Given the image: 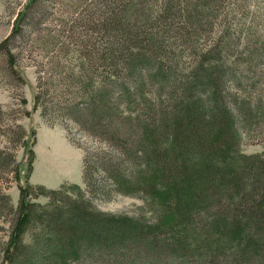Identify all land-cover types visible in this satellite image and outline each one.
<instances>
[{"label":"trees","instance_id":"obj_1","mask_svg":"<svg viewBox=\"0 0 264 264\" xmlns=\"http://www.w3.org/2000/svg\"><path fill=\"white\" fill-rule=\"evenodd\" d=\"M154 1L27 0L17 11L0 54L23 78L18 60L33 44L18 36L58 6L67 19L79 8L67 22L77 49L49 73L57 88L39 85L35 107L65 98L67 117L118 151L87 152L88 197L62 187L45 205L17 164L22 196L0 264H264V150L242 148L264 142V0ZM150 183L179 204L176 223L92 200Z\"/></svg>","mask_w":264,"mask_h":264},{"label":"rangeland","instance_id":"obj_2","mask_svg":"<svg viewBox=\"0 0 264 264\" xmlns=\"http://www.w3.org/2000/svg\"><path fill=\"white\" fill-rule=\"evenodd\" d=\"M26 1L0 0V41L12 31L15 15ZM67 1L74 2V6L81 2ZM157 3L160 0L154 1V5ZM55 10L48 22L41 24L39 21L38 30L25 26L26 31L18 36V40L23 42L28 37L26 34L30 35L33 44H23L24 52L18 60L23 69V78H18L11 71L5 56L0 54V203L3 204V209L7 203H11L13 208L9 209L7 206L4 215L0 216V260L16 221L22 196L16 179L17 164L21 166L22 183L35 187V190L30 191L31 201L45 205L51 200L48 191L62 187L72 194H79L81 189L88 197L83 179L85 156L89 153L93 159L101 148L109 150L112 155L118 151V147L81 130L75 121L67 117L63 112L64 107L59 104L65 98L54 100L47 94L44 100L48 105L47 112L43 113L41 107H35V94L39 85L57 88V81H50L49 73L58 65H67L77 49L74 40L70 38L71 31L67 29V22L78 21L79 8L77 7L75 16H69L68 19L59 6ZM29 20L38 22L37 19ZM54 141L61 146L59 151L51 149L57 144ZM242 148L247 153L263 151L264 142L245 138ZM48 153L63 155L58 158L61 160L56 161L55 166H51L45 161ZM72 185L81 188L73 189ZM92 200L99 209L108 213L131 216L158 225L176 223V211L180 209L178 203L158 192L152 183L127 186L125 192L115 194L110 200L95 197ZM72 264L76 262L73 261Z\"/></svg>","mask_w":264,"mask_h":264},{"label":"bare ground","instance_id":"obj_3","mask_svg":"<svg viewBox=\"0 0 264 264\" xmlns=\"http://www.w3.org/2000/svg\"><path fill=\"white\" fill-rule=\"evenodd\" d=\"M54 142H55V141H54ZM55 143H57V144L53 145V146L51 147V149H52L53 151H59V149L61 148V146L59 145L58 142H55ZM62 155H63V154H60V153H53V154H49V153H48V157L45 158V161H46L49 165H51V166H55L56 161L61 160V159H58V158L61 157Z\"/></svg>","mask_w":264,"mask_h":264}]
</instances>
